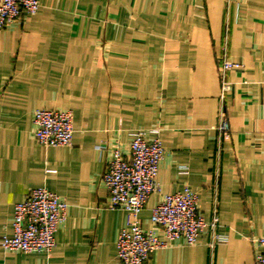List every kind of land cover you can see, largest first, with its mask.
Wrapping results in <instances>:
<instances>
[{"label": "crops", "instance_id": "0c3cea01", "mask_svg": "<svg viewBox=\"0 0 264 264\" xmlns=\"http://www.w3.org/2000/svg\"><path fill=\"white\" fill-rule=\"evenodd\" d=\"M38 2L0 30V239L33 188L68 207L50 253L0 245V264H120L127 213L109 206L101 176L111 149L128 157L130 133L150 129L164 156L141 227H152L161 194L187 186L206 221L216 212L222 240L210 248L206 227L194 244L178 240L144 264H254L251 239L264 235V0ZM223 52L242 66L227 72L221 101ZM37 108L72 112L70 145L36 141ZM222 108L230 129L220 137Z\"/></svg>", "mask_w": 264, "mask_h": 264}, {"label": "built area", "instance_id": "2783aa9c", "mask_svg": "<svg viewBox=\"0 0 264 264\" xmlns=\"http://www.w3.org/2000/svg\"><path fill=\"white\" fill-rule=\"evenodd\" d=\"M39 9L38 0H0V30L19 20L23 14L33 15ZM218 77L221 101L231 90L227 72L242 66L223 52L219 58ZM33 135L43 146H68L72 141L73 120L69 109L37 108L33 112ZM221 137L229 132V122L222 108L216 125ZM151 134V135H150ZM129 155L118 147L110 150L101 181L108 191L109 206L126 211V225L116 240V255L120 264H144L149 256L173 242L182 240L192 245L206 227L210 229L208 245L213 248L222 237L216 232L219 224L216 212L206 221L198 209V197L190 187L161 194L151 207L152 227L143 229L138 218L149 196L159 191L156 180L164 149L159 129L130 133ZM96 150L102 155L107 145ZM51 172V171H50ZM67 202L47 187L33 188L13 208L12 233L0 239L6 251L50 253L55 246V232L65 220ZM256 245L254 264H264V235L251 239Z\"/></svg>", "mask_w": 264, "mask_h": 264}]
</instances>
